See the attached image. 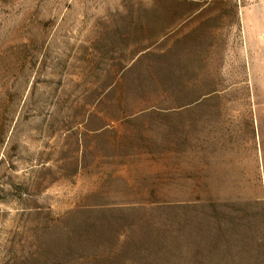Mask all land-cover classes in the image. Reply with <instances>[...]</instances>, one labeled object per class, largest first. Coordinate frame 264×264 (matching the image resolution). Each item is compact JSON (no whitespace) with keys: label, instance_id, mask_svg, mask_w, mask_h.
<instances>
[{"label":"rangeland","instance_id":"rangeland-1","mask_svg":"<svg viewBox=\"0 0 264 264\" xmlns=\"http://www.w3.org/2000/svg\"><path fill=\"white\" fill-rule=\"evenodd\" d=\"M145 1L0 0V264H264V161L260 178L250 163L213 165L204 186L189 164L97 171V179L78 170L85 110L103 97H133L106 89L145 46L133 28ZM215 1L250 9L244 30L227 12L230 62L250 56L264 88V0ZM212 97L264 104V89ZM163 181L175 183L166 190L179 201H105Z\"/></svg>","mask_w":264,"mask_h":264},{"label":"crops","instance_id":"crops-1","mask_svg":"<svg viewBox=\"0 0 264 264\" xmlns=\"http://www.w3.org/2000/svg\"><path fill=\"white\" fill-rule=\"evenodd\" d=\"M247 10L241 3L215 0H146L138 4L133 28L144 35L145 46L106 89L117 96L133 97H103L85 110L77 129L78 170L93 171L97 179V171L138 172L159 166L177 170L179 165L189 164L191 179L197 181L194 185L204 186L208 184L198 181L210 179L205 172L213 165L227 171L250 163L260 178L263 102L212 97L213 92L264 89L258 86L261 74L250 69V56L242 54L230 62L232 28L227 12L233 11L235 28L241 24L244 30ZM230 67L234 69L230 71ZM97 156L102 158L99 163ZM132 177L174 178L158 174ZM225 179L239 176L226 174ZM170 185L175 183H147L139 192L123 190L115 194L117 198L105 201H179L166 190ZM87 193L100 194L96 189Z\"/></svg>","mask_w":264,"mask_h":264}]
</instances>
